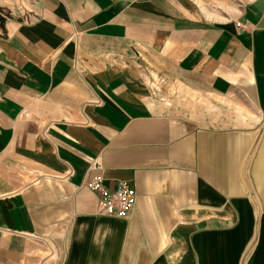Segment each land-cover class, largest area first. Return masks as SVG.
I'll use <instances>...</instances> for the list:
<instances>
[{
  "label": "crops",
  "instance_id": "0c3cea01",
  "mask_svg": "<svg viewBox=\"0 0 264 264\" xmlns=\"http://www.w3.org/2000/svg\"><path fill=\"white\" fill-rule=\"evenodd\" d=\"M0 264H264V0H0Z\"/></svg>",
  "mask_w": 264,
  "mask_h": 264
},
{
  "label": "built area",
  "instance_id": "2783aa9c",
  "mask_svg": "<svg viewBox=\"0 0 264 264\" xmlns=\"http://www.w3.org/2000/svg\"><path fill=\"white\" fill-rule=\"evenodd\" d=\"M85 184L99 194V215L127 218L136 208L138 193L126 181H120L112 190L105 184L102 174H89Z\"/></svg>",
  "mask_w": 264,
  "mask_h": 264
}]
</instances>
